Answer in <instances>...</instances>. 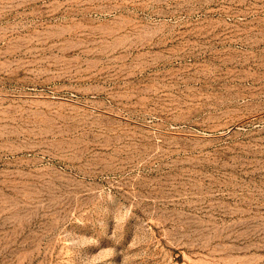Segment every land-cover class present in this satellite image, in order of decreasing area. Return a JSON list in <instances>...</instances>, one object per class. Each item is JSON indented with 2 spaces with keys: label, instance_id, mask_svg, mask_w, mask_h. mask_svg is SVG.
<instances>
[{
  "label": "rangeland",
  "instance_id": "1",
  "mask_svg": "<svg viewBox=\"0 0 264 264\" xmlns=\"http://www.w3.org/2000/svg\"><path fill=\"white\" fill-rule=\"evenodd\" d=\"M0 264H264V0H0Z\"/></svg>",
  "mask_w": 264,
  "mask_h": 264
}]
</instances>
